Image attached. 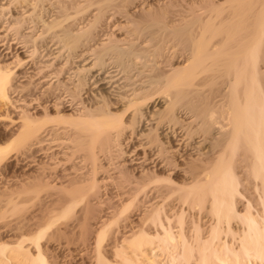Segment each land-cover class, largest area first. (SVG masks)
I'll list each match as a JSON object with an SVG mask.
<instances>
[{
    "label": "bare ground",
    "instance_id": "1",
    "mask_svg": "<svg viewBox=\"0 0 264 264\" xmlns=\"http://www.w3.org/2000/svg\"><path fill=\"white\" fill-rule=\"evenodd\" d=\"M33 1L0 0V106L13 109L0 114L8 123L0 165L11 157L15 167H38L0 182L13 215L25 213L10 241L0 230V263L52 264L45 246L56 241L80 264H115L107 248L118 264H138L119 250L121 239L141 264H264V0H157V8L121 0L123 13L114 0H96L93 24L111 6L133 19L69 76L58 60L96 28L66 24L80 14L70 8L78 0H57L50 21L37 13L46 0ZM50 32L52 49L59 40L64 49L49 48L41 37ZM86 73L105 86L93 90ZM19 75L29 84H17ZM30 204L42 217L27 214Z\"/></svg>",
    "mask_w": 264,
    "mask_h": 264
},
{
    "label": "rangeland",
    "instance_id": "2",
    "mask_svg": "<svg viewBox=\"0 0 264 264\" xmlns=\"http://www.w3.org/2000/svg\"><path fill=\"white\" fill-rule=\"evenodd\" d=\"M35 1V0H34ZM33 1V2H34ZM71 1V3L72 4H74V2L76 1V0H69V2ZM89 1H90V3H89ZM101 1V0H100ZM57 2V3H56ZM113 3V5L115 4V6H121L120 8H119V10L121 11V9H122V3H118V2H122L121 0L120 1H118V0H114V1H112ZM151 2L155 5L154 7L155 8H157L156 6V4H157V0H151ZM37 3V1H35V4ZM71 3H69V5L71 6ZM75 3H78V5H72L70 8H72L71 10L72 11H74V12H77L78 13V11H80L79 13L80 14H78V15H76V16H74L75 14H77V13H74V12H69V13H73L72 15L74 16V17H76L75 19H73V21L72 20H70V19H72V18H74L72 15H70V21H67V25L68 26H72V25H74L75 24V26H72L71 28L72 29H74V31H76L78 28L80 29V27H81V29L83 28L84 30H85V28H86V26H87V28H86V30L88 29H92V30H95V28H96V30L92 33L93 35H96V37L95 36H92V34H90V36H92L94 39H96V40H94V39H92V40H90L92 37H87V38H89V42L88 41H86L87 43H86V45H83V46H80V45H82V44H80L78 47L79 48H77V49H75L74 51H73V53H71V54H69V55H67L68 53H66L67 51L66 50H64L65 52L63 53V55L64 54H66L67 56H63L62 57V59H59L58 60V62H57V64H59L58 66H64L63 68V70H64V75L65 76H69V75H74V74H72L73 73V71L77 68V67H79V66H82V65H89L91 62H92V59L94 58V56L93 55H91L92 53V51H91V47H93L94 48V44H96V45H99V44H101L102 43V41H107L106 39H104V38H108V36L110 37V38H112V39H115V38H121V37H123L124 36V34H126L125 32H126V26H129V22L128 21H130V24H131V18L133 19V17H131L130 18V20H129V18H128V16H126V14H122L123 13V11H121L122 13H120V11L118 10V12H116L115 10H117L116 9V7L115 6H111V7H108V9H107V12L106 13H104L103 14V17H102V20L100 19V21L97 23V22H95V23H97V24H93L92 23V21L90 22V20H95L94 18H93V16H94V14H96L97 12H98V10H99V6H97V4L98 5H100V3H96V0H93V2L91 1V0H78L77 2H75ZM82 3V4H81ZM91 3H93V4H96L95 6H93V5H91ZM39 5H37V8H40L41 9V11H37V13H40V14H38V15H40V16H43V19H45V20H47V19H49L48 17H51L50 19L52 20L53 18H55V16H57L56 15V13H54V12H57V11H55L56 10V8L58 9V1L57 0H46V1H44V2H39L38 3ZM118 4V5H117ZM75 6V7H74ZM77 6V7H76ZM25 7H28V9L27 8H25ZM31 7L32 6H24V9H23V11H25V9H26V11H31L32 9H31ZM78 7H81L80 9H82L83 8V11L82 10H79V8ZM112 7H115L114 9H113V11H110V9L112 8ZM74 8L77 10V11H75L74 10ZM85 8V9H84ZM22 8H20L19 7V9L17 8V9H15L14 7H13V10H12V13L13 14H15V15H17V13H19L20 12V10H21ZM30 9V10H29ZM152 9H154V8H152ZM16 10V11H15ZM22 11V10H21ZM33 11V10H32ZM70 11V10H69ZM114 12H116V13H114ZM53 13L55 14V16L53 15ZM58 14V13H57ZM140 15V14H139ZM54 16V17H53ZM38 17V16H37ZM36 17V18H37ZM45 17V18H44ZM50 19L48 20V21H50ZM94 22V21H93ZM74 23V24H73ZM92 23V24H91ZM86 24V25H85ZM96 25V27H91V25ZM79 25V26H78ZM89 26H90V28H89ZM41 28H38L37 30H35V31H38L39 30V33L41 32V30H40ZM77 31H79V30H77ZM76 31V32H77ZM83 31V30H82ZM82 31H80V32H82ZM33 32H34V30L32 31V34H33ZM96 32V33H95ZM97 32H99L98 34H97ZM38 33V34H39ZM47 33V32H46ZM46 33H44L45 35H43L44 37H41V38H45V41H47V42H49V41H51V42H49V43H51V44H48L49 45V48L50 49H52V46L54 45L53 43H54V40L53 39H55V38H51V37H48L49 36V34H51V32L50 33H48V34H46ZM101 33H102V36H101ZM35 34H37L36 32H35ZM37 34V35H38ZM37 35H35V36H37ZM48 35V36H47ZM52 35V34H51ZM97 35H100L101 37H102V39H101V37L99 36H97ZM46 36H47V38H49V41H48V39L46 38ZM52 37H55V36H52ZM115 37V38H114ZM40 38V39H41ZM86 38V37H85ZM47 39V40H46ZM83 39H84V37H83ZM42 40H44V39H42ZM55 40H58L57 39V37H56V39ZM85 40V39H84ZM83 40V41H84ZM100 40V41H99ZM38 41H40V40H38ZM60 41V40H59ZM55 42V43H58V48H63L64 49V46H60V45H62L64 42L62 41L61 43L62 44H59L60 42ZM44 42V41H43ZM39 43H41V44H43L42 43V41H40ZM83 43V42H82ZM45 44H47V43H45ZM85 44V43H84ZM153 44V43H152ZM51 45V46H50ZM95 45V46H96ZM13 46V45H12ZM15 46V45H14ZM39 46H41V45H39ZM56 45H54L53 47H55ZM4 47H2V48H0L1 50L3 49ZM47 49V52H48V50H50L48 47H46ZM58 48H56V50H59ZM92 48V49H93ZM43 49V50H42ZM62 49V50H63ZM43 52H46L45 50H44V47L43 48H40V50H38V51H40V52H38L37 51V55L35 56V60H37V59H42L43 57H40L41 56V54H43L42 53V51ZM53 50V49H52ZM55 49L53 50V51H56ZM61 50V49H60ZM169 52V54L171 55V53H170V51H169V49L168 50H164V52H163V54H162V56H161V60H162V62H163V64H165V65H167L168 63H166V61L168 62L169 60V57H170V55L169 54H167V52ZM43 55H45V54H43ZM164 55V56H163ZM169 55V56H168ZM68 56H69V59H67L68 58ZM37 57V58H36ZM50 58V57H49ZM44 60V59H43ZM68 60V62H64V61H67ZM70 60V61H69ZM166 60V61H165ZM21 70L22 69H20V71L18 72V73H20L21 72ZM66 72H68V73H66ZM71 72V73H70ZM102 72H103V70H102ZM70 73V74H69ZM62 74V75H63ZM87 74V80L91 77V74L90 73H86ZM97 74V72H94V75H96ZM23 75H19V77H18V82L19 83H17V84H20V85H28L29 84V79L28 78H26V77H22ZM104 75L103 74H100V75H97V79H96V77L95 78H93V82L94 81H96V80H99V78H101V77H103ZM72 77V76H71ZM62 78V77H61ZM28 80V81H27ZM55 80V79H54ZM89 81H90V79H89ZM57 83L55 82V85H56ZM90 84H93V83H91V81H90ZM33 85L34 84H32L31 85V87L30 88H34L33 87ZM95 88H94V87ZM105 85H103V84H101V82L100 81H98V83H96V84H93V85H91V87H93L94 89L93 90H95V91H98V87L99 88H103ZM7 107L8 108H10L9 107V105L8 106H5V105H3V106H0V108L2 109L1 111H0V114H3V112L5 111V109H7ZM11 109V108H10ZM12 111H13V109H11ZM15 110H17V109H15ZM50 111L52 112H55L54 110H52V109H50ZM13 116H15V117H18L19 115H18V113L17 112H13ZM14 117V118H15ZM8 123L6 122V124H0V130L1 129H4V127H5V125H7ZM1 133L3 134L0 138H2L3 139V141H0L1 143L0 144H3V142H5L6 143V140L5 139H7L5 136L6 135H4V132H2V130L0 131V135H1ZM6 134V133H5ZM2 139H0V140H2ZM63 140H67V138L66 139H63ZM59 142H62V143H64V141H59ZM69 141H66L65 143H68ZM51 144V142H46V144ZM45 144V143H44ZM62 145H64V144H62ZM29 153V154H28ZM34 152H27L26 154H28L27 155V157H26V155L25 156H23L24 158H27L29 161L30 160H34V161H39L41 158H42V154L40 153V152H37V154H36V152L33 154ZM57 152H54V154H56ZM80 154H82V153H79L78 155H80ZM33 155V156H32ZM78 155H76L75 156V158L78 156ZM30 158H29V157ZM54 157H58V156H54ZM62 160L65 158L64 157V155H63V157L61 156L60 157ZM74 157H73V160L72 161H78L80 158H77V159H75ZM10 159V160H9ZM7 161H6V164L5 163H3V167L0 165V182H2L3 184H5V183H7L8 181H9V179H11V178H13V175H15V174H20V173H24L25 171L26 172H28V173H31L32 171H36L37 170V168L35 167V166H33V167H27V169L25 168V166L24 165H20L21 167H18V166H14V163H13V161H11V157L9 158ZM58 159V158H57ZM60 159V160H61ZM11 163H10V162ZM59 162V161H57V160H54L53 161V163L54 162ZM75 161H74V164H75ZM50 163L52 162V161H49ZM65 162V161H64ZM62 163H63V161L62 162H60V164H57V166H58V168H59V170H63L62 168H64L63 166H65L66 167V165H62ZM79 163H81V162H77L76 164H79ZM4 164H5V166H4ZM63 164H67V163H63ZM73 164V165H74ZM75 164V165H76ZM81 165V164H80ZM80 165H78V166H80ZM51 166V165H50ZM68 166V165H67ZM18 167V168H17ZM22 167H24V169H25V171H23L24 169L22 168ZM49 167V166H48ZM60 167H62V168H60ZM5 168V169H4ZM22 168V169H21ZM51 168V167H50ZM5 170V171H4ZM8 170V171H7ZM15 170H16V172H15ZM47 170V169H46ZM14 171V172H13ZM49 171V173H50V171H51V169L50 170H48ZM53 171V170H52ZM47 172V171H46ZM3 173V174H2ZM4 175H6V176H4ZM22 175V174H21ZM4 195H2V196H0V217L1 218H4V219H1L0 218V230L2 231H0L1 232V234H3V237L4 236H6V237H4V239L3 240H8V241H10L9 240V238H11L10 237V235H11V233H10V231H9V229H11V227H16L18 224H20V222L18 221V222H16L17 221V219H15V218H21V217H19V216H22L23 218H22V220H24V214L22 213V215H19V214H14L13 215V212H12V207H11V205L10 204H8V197H6V196H4ZM43 202H46L45 200L43 201ZM28 207L30 208L29 209V212H27V214L29 213L30 214V211H31V213H33V212H35L36 211V213H38V211L40 210V209H38L39 207L37 206V207H31V204L30 205H28ZM32 209V210H31ZM36 213H34V214H36ZM205 213V212H204ZM28 214V215H29ZM39 214V216H41L42 217V214H40V213H38ZM206 214H207V216H206ZM204 215H205V217H207L206 219H205V217H204ZM201 217V219H200V217ZM40 217V219H38V221H41L42 220V218ZM187 219L188 220H190V219H192V217H190V216H188L187 215ZM197 218L199 217V225H201L200 227L203 229V227L204 228H206V226L208 227V225H209V223H207L208 221L207 220H209V218H211V215L210 214H208V213H205V214H203V213H201V215H198V216H196ZM204 217V218H203ZM204 219L206 220V223H205V221H204ZM13 220H15V222L13 221ZM19 220H21V219H19ZM13 221V222H12ZM35 221H36V219H35ZM210 221V220H209ZM10 222H12V223H10ZM5 223V224H4ZM10 225H9V224ZM13 223L14 224H16V226H14L13 225ZM25 223V222H21V224H20V226L21 225H23V224ZM12 224V225H11ZM5 225H7V226H5ZM204 225H206V226H204ZM9 226V227H8ZM11 226V227H10ZM40 226V225H39ZM118 226H115L114 227V229H116ZM5 228H8V229H6L5 230ZM6 231V232H5ZM119 231V230H118ZM35 232V231H34ZM5 234H7V235H5ZM119 235V239H120V237H121V232L118 234ZM11 240H13V239H11ZM44 240V239H43ZM45 241H47V239H45L44 241H42L43 243H44V245H46L47 243H49L48 241L47 242H45ZM120 243L121 244H119L120 246V248H119V250H126V252H127V254L129 255V257H131V258H135L134 260L135 261H137V263L138 264H141L143 261L145 262V263H147V261H146V259L144 258V257H141V256H138V257H136V255L134 254V252L132 251V250H130V248H128V246L126 245V243H122L121 242V239H120ZM80 246V245H79ZM126 246V247H125ZM45 247H48L47 248V250H45V254H48V255H46L47 256V258L50 260H48L49 262H51L52 264H63V263H65V264H68V263H70L71 262V264H80L82 261H83V259L81 258V259H78V258H80L79 256H76V255H73V254H77V252H73L74 251V248H72L71 250H72V253H71V251L68 249H66L65 250V248H59L58 247V242H56V241H52L51 242V244H47ZM77 247H78V245H77ZM108 247V246H107ZM75 248H76V246H75ZM125 248V249H124ZM63 249V250H62ZM111 249V248H110ZM110 249H105L108 253L106 254V252H104L105 254H106V257L107 256H109V257H107L108 258V260H110V262H113V263H115V264H118L119 263V259H118V257L117 256H114L115 255V253L114 252H112V250L110 251ZM105 250H103V251H105ZM69 251H70V253H71V255L70 254H68L69 253ZM91 251H93V250H91ZM152 251V249H148L147 250V252H148V255H150V256H153L154 255V253H152L151 252ZM48 252V253H47ZM111 253V254H110ZM67 254V255H66ZM92 254H93V252H92ZM9 255H11V253L9 252ZM112 255V256H111ZM134 255V256H133ZM68 256V257H67ZM70 256H71V258H70ZM162 256V258H160ZM164 254L163 253H161V252H159V254L157 253V255H156V257H157V259H159L160 261L164 258ZM111 257H114L113 259H111ZM139 257H141V258H139ZM69 258V259H68ZM116 259H118L117 261H116ZM139 259V260H138ZM15 260V261H14ZM142 260V261H141ZM140 261V262H139ZM75 262V263H74ZM1 264V263H0ZM10 264H27V263H23V261H22V259L20 260H18L17 261V259H13L12 261H11V263ZM29 264V263H28Z\"/></svg>",
    "mask_w": 264,
    "mask_h": 264
}]
</instances>
